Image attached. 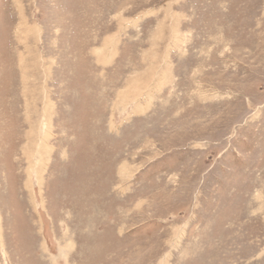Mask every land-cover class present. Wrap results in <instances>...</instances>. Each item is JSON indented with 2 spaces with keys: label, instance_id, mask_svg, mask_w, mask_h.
<instances>
[{
  "label": "rangeland",
  "instance_id": "obj_1",
  "mask_svg": "<svg viewBox=\"0 0 264 264\" xmlns=\"http://www.w3.org/2000/svg\"><path fill=\"white\" fill-rule=\"evenodd\" d=\"M0 264H264V0H0Z\"/></svg>",
  "mask_w": 264,
  "mask_h": 264
}]
</instances>
